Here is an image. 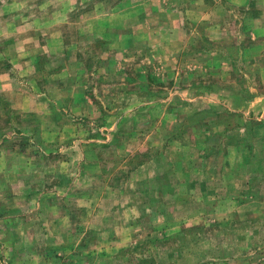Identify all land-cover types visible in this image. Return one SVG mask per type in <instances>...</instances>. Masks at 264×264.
Masks as SVG:
<instances>
[{
	"label": "rangeland",
	"instance_id": "374dc122",
	"mask_svg": "<svg viewBox=\"0 0 264 264\" xmlns=\"http://www.w3.org/2000/svg\"><path fill=\"white\" fill-rule=\"evenodd\" d=\"M0 142V264H264V0H0Z\"/></svg>",
	"mask_w": 264,
	"mask_h": 264
},
{
	"label": "crops",
	"instance_id": "0c3cea01",
	"mask_svg": "<svg viewBox=\"0 0 264 264\" xmlns=\"http://www.w3.org/2000/svg\"><path fill=\"white\" fill-rule=\"evenodd\" d=\"M1 142H2V141H1ZM1 142H0V143H1ZM3 178H4V176L0 175V179H3ZM1 211H2V210H1Z\"/></svg>",
	"mask_w": 264,
	"mask_h": 264
}]
</instances>
